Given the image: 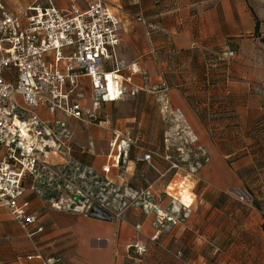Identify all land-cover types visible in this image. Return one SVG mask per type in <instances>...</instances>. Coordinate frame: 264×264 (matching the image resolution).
<instances>
[{"label":"crops","instance_id":"0c3cea01","mask_svg":"<svg viewBox=\"0 0 264 264\" xmlns=\"http://www.w3.org/2000/svg\"><path fill=\"white\" fill-rule=\"evenodd\" d=\"M90 1L0 0V6L7 13L18 15L28 8L48 4L63 12L72 3L84 10ZM105 2L122 22L117 59L125 68L122 76H132L127 87L135 94L102 103L91 122L54 117L38 108L40 119L63 121L70 132L67 140L52 149L50 162L67 168L72 180L76 167L107 177L105 167L124 182L134 171L140 173V163L149 164L153 159L152 169L162 166L161 161L168 157L163 139L173 130L170 120L177 119L184 134L197 139V150H205L214 160L221 154L227 166L244 169L250 191L259 194V208L264 216V0ZM136 17L155 23L158 29L150 32L135 21ZM228 52L234 55L230 60L224 59ZM77 92L83 95L81 106L92 108L93 91L88 79L79 81ZM17 103L21 105L19 98ZM112 106L125 109L112 114ZM132 127L149 140L150 149L146 152L153 155L147 162L136 160L144 155L141 152L145 148L129 154L120 140ZM120 142L121 152L116 148ZM237 152L243 156H235ZM120 163L126 170L118 173ZM212 182L220 184L218 174L213 175ZM235 183V178L227 180L231 187L237 186ZM138 191L136 187L135 193ZM23 202L29 203V211L39 212L38 223L32 228L33 240L0 210V264H25V256L32 253L33 245L44 257L57 258L60 264H171L160 256H131V246L141 244L149 250L155 244L150 241L155 235L158 241L168 240L161 227L155 226L156 216L141 208L132 207L125 211L122 220L111 218L106 222L80 212L52 208L45 196L29 189L20 200Z\"/></svg>","mask_w":264,"mask_h":264},{"label":"built area","instance_id":"2783aa9c","mask_svg":"<svg viewBox=\"0 0 264 264\" xmlns=\"http://www.w3.org/2000/svg\"><path fill=\"white\" fill-rule=\"evenodd\" d=\"M135 19L150 32L158 29L155 23L143 17ZM121 28V20L105 0H91L84 10L72 3L69 10L63 12L48 4L28 8L18 15L7 13L0 6V210L11 217L30 241L39 212L29 211L28 202L20 203L28 189L40 197L45 196L57 210L88 215L90 207L86 204L92 201L99 205L97 208L107 209L105 200H100L99 196L94 198L91 192L75 194L70 184L75 178L65 176L62 174L65 168L50 162L52 149L67 140L70 132L63 121H44L36 110L42 107L54 117L91 122L95 121V111L102 103L134 95L127 87L133 78L122 76L125 68L117 59ZM233 56L228 52L224 59L230 60ZM81 79L90 82L92 108H83L79 102L83 98L77 92ZM206 81V84L210 82L208 78ZM120 147L121 142L116 147L121 152ZM152 155L147 153L136 160L147 162ZM103 172L108 173L109 168L104 167ZM52 181L66 183L65 188L73 196L52 195L55 190ZM44 184L48 193L39 186ZM145 196L149 197V193ZM125 207L126 202L109 215L122 220ZM142 207L147 212L149 204ZM159 213L156 211L155 226L163 227ZM150 241L156 244L158 236ZM130 250L136 256L147 252L146 246L141 244L131 246ZM174 257L180 260L181 256L177 253ZM25 264H60V261L44 257L33 245L32 253L25 256Z\"/></svg>","mask_w":264,"mask_h":264},{"label":"rangeland","instance_id":"374dc122","mask_svg":"<svg viewBox=\"0 0 264 264\" xmlns=\"http://www.w3.org/2000/svg\"><path fill=\"white\" fill-rule=\"evenodd\" d=\"M123 109L122 106H112L109 111L115 114ZM174 120H170L173 130L163 139L168 146L165 152L168 157L161 161L160 168L152 169L153 159L149 164L140 163V173L134 171L133 176L127 175L126 181L121 182L114 173L108 172L107 177L99 176L93 171H82L76 167L73 172L76 174L75 180L70 182L74 186V193L91 192L94 198L99 196L100 200H105L104 206L108 210L104 211L110 215L117 212L124 202L126 210L132 207L143 209L142 205L149 204L148 213L156 216V211L160 212L163 220V227H160L165 238H168L167 242L159 240L142 256L134 255L131 250L133 258L153 254L167 258L171 264H264L261 201L257 192L250 191L244 169L227 166L221 154L214 160L205 150H197V139L184 134L180 121ZM122 137L120 140L123 139L129 154L138 151L137 148H145L141 152L143 155L150 149L147 136H142L136 127ZM240 154L243 153L234 155ZM125 170V165L122 169L120 163L118 173ZM163 172L165 176H161ZM68 173L67 168L62 172L65 176ZM83 173L84 176L80 177L79 174ZM217 174L220 179L218 186L212 182L213 175ZM231 178H235L237 186L227 184ZM45 184L39 186L48 193ZM51 184L55 188L52 195L73 196L65 188L66 183L52 181ZM57 186L60 189H56ZM136 187L140 191L135 193ZM146 192L149 197L145 196ZM106 204L109 205L106 207ZM87 206L90 210L99 205L92 201ZM178 252L181 253V260L169 255Z\"/></svg>","mask_w":264,"mask_h":264},{"label":"water","instance_id":"95a60500","mask_svg":"<svg viewBox=\"0 0 264 264\" xmlns=\"http://www.w3.org/2000/svg\"><path fill=\"white\" fill-rule=\"evenodd\" d=\"M88 216L92 219L106 221V222L111 220V216L109 214H107L106 212H104L103 210L97 207H93L92 209H90Z\"/></svg>","mask_w":264,"mask_h":264},{"label":"trees","instance_id":"16d2710c","mask_svg":"<svg viewBox=\"0 0 264 264\" xmlns=\"http://www.w3.org/2000/svg\"><path fill=\"white\" fill-rule=\"evenodd\" d=\"M255 33H258V24H257V26H256V30H255ZM261 42L263 43V45H264V36L261 38ZM251 198H252V196H251ZM256 206H257V203L255 204ZM258 208V207H257ZM262 231H263V233H264V223L262 224ZM149 250H151V249H149ZM149 250L147 249V252H149ZM179 254H181L180 252H178ZM153 255V254H152ZM170 256H174V254H172V253H170L169 254ZM181 256V255H180ZM180 260H181V257H180Z\"/></svg>","mask_w":264,"mask_h":264}]
</instances>
